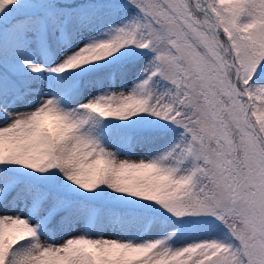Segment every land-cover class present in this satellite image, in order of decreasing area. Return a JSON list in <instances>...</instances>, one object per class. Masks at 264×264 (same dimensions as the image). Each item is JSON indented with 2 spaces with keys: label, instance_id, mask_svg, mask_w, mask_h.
<instances>
[{
  "label": "snow or ice",
  "instance_id": "snow-or-ice-1",
  "mask_svg": "<svg viewBox=\"0 0 264 264\" xmlns=\"http://www.w3.org/2000/svg\"><path fill=\"white\" fill-rule=\"evenodd\" d=\"M0 264H264V0H0Z\"/></svg>",
  "mask_w": 264,
  "mask_h": 264
},
{
  "label": "rangeland",
  "instance_id": "rangeland-1",
  "mask_svg": "<svg viewBox=\"0 0 264 264\" xmlns=\"http://www.w3.org/2000/svg\"><path fill=\"white\" fill-rule=\"evenodd\" d=\"M105 235H109L110 236L111 234L110 233H106ZM57 242H59V241H57Z\"/></svg>",
  "mask_w": 264,
  "mask_h": 264
}]
</instances>
